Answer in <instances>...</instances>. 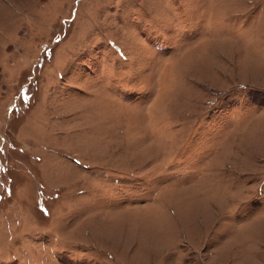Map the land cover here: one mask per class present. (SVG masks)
Instances as JSON below:
<instances>
[{
	"label": "rangeland",
	"instance_id": "374dc122",
	"mask_svg": "<svg viewBox=\"0 0 264 264\" xmlns=\"http://www.w3.org/2000/svg\"><path fill=\"white\" fill-rule=\"evenodd\" d=\"M0 264H264V0H0Z\"/></svg>",
	"mask_w": 264,
	"mask_h": 264
}]
</instances>
